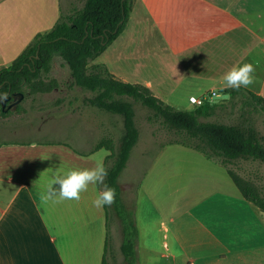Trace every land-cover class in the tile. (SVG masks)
Instances as JSON below:
<instances>
[{
    "label": "crops",
    "instance_id": "0c3cea01",
    "mask_svg": "<svg viewBox=\"0 0 264 264\" xmlns=\"http://www.w3.org/2000/svg\"><path fill=\"white\" fill-rule=\"evenodd\" d=\"M100 58L113 75L112 66L128 65L117 76L123 82H131L134 68L146 63L170 79L180 72V82L203 84L201 91L210 95L228 89L223 75L231 67L252 63L254 83L245 89L264 98V0H135L124 32L95 62ZM142 83L155 94L152 82ZM99 151L81 156L65 145L0 143V264L103 263L106 215L92 203L97 185H89L79 201L45 204L38 199L45 190L36 178L50 156L60 158L57 176L63 169L94 167ZM247 213L240 220L237 211L214 210L198 226L172 230L184 262L170 254V264H264V213L258 208ZM226 214L228 220H220Z\"/></svg>",
    "mask_w": 264,
    "mask_h": 264
},
{
    "label": "rangeland",
    "instance_id": "374dc122",
    "mask_svg": "<svg viewBox=\"0 0 264 264\" xmlns=\"http://www.w3.org/2000/svg\"><path fill=\"white\" fill-rule=\"evenodd\" d=\"M84 1L0 0V4L4 3L0 5V46L4 49L0 52V70L9 67L36 35L50 31L61 14L82 8ZM98 63H104L103 58ZM127 67L112 66L114 77L120 80L118 74L122 75ZM134 70L129 83L143 85V81L149 80L153 83L155 94L151 93L173 108L194 110L197 106L189 102L191 95L199 99L204 97L205 103L223 101H216L209 93L202 92L203 84L180 82L183 78L180 72L170 79V76L168 78L164 72L146 63ZM40 81L25 87L24 98L14 108H7L5 116L1 114L0 103V143L62 142L74 152H90L105 139H111L116 147L119 146L123 130L121 118L85 105L84 100L94 94L72 84L69 67L61 58L53 60L51 72L43 74ZM237 114L236 109L233 117L222 114L202 120L232 123ZM250 117L264 136V113L252 112ZM137 126L140 140L131 153L119 184L124 203L135 211L137 228L141 230L137 248L141 264H170V254L176 255L177 261L183 263L171 231L179 230L182 233L183 228L190 224L192 227L198 226V220H205V215L211 211H237L242 220L243 216L250 214L247 212L256 210L242 197L218 161L209 160L182 146L169 145L180 138L160 122H149L147 111L141 107L137 110ZM108 154L100 150L95 157L100 160ZM41 163L37 173L32 171V174L36 173V178L46 190L55 177L53 170L60 166L61 161L53 155ZM231 169L241 178L252 182L264 197V167L260 163L236 162ZM64 172L66 170H61L62 174ZM36 178L35 182L38 181ZM171 218L175 219L174 224L170 222ZM207 218L211 220L209 216ZM220 220H228V215ZM162 222L170 228V233L165 232ZM185 233L193 239L198 238L196 241H203L202 237H196L195 232L196 236L188 230ZM121 242L120 221L112 218L107 264H124Z\"/></svg>",
    "mask_w": 264,
    "mask_h": 264
},
{
    "label": "trees",
    "instance_id": "16d2710c",
    "mask_svg": "<svg viewBox=\"0 0 264 264\" xmlns=\"http://www.w3.org/2000/svg\"><path fill=\"white\" fill-rule=\"evenodd\" d=\"M135 0H85L83 7L60 15L52 29L35 37L24 52L7 68L0 70V91L22 93L25 87L41 82L43 74L51 72L53 60L61 58L69 67L72 84L94 94L85 105L111 116L120 117L123 124L119 146L111 139L101 140L88 156L99 150L109 152L104 165L108 170L105 184L115 188V203L104 206L106 244L102 264H107L112 218L120 221L122 242L120 252L124 264H139L138 228L135 211L122 198L119 179L126 169L131 153L140 140L137 110L147 111L149 122H160L173 131L178 145L196 151L207 159L218 161L242 197L264 213V197L252 182L241 178L231 166L236 162H258L264 167V136L259 132L251 113H264V98L241 88L225 89L229 98L218 103H205L194 110L173 108L142 85L118 80L105 64L94 63L124 32ZM7 107L1 106L5 116ZM232 123L203 121L227 114ZM63 145L57 143H38ZM102 190L103 185H97Z\"/></svg>",
    "mask_w": 264,
    "mask_h": 264
},
{
    "label": "clouds",
    "instance_id": "9594fccd",
    "mask_svg": "<svg viewBox=\"0 0 264 264\" xmlns=\"http://www.w3.org/2000/svg\"><path fill=\"white\" fill-rule=\"evenodd\" d=\"M255 66L252 63L234 65L224 75L225 87L240 90L254 83ZM7 99V94H0V101ZM108 170L103 159L97 160L92 168H70L61 175L55 176L45 191L37 194L41 203H60L65 200L79 201L81 194L87 192L89 185H103L93 206L102 209L115 203L116 190L105 184Z\"/></svg>",
    "mask_w": 264,
    "mask_h": 264
},
{
    "label": "flooded vegetation",
    "instance_id": "af4514ba",
    "mask_svg": "<svg viewBox=\"0 0 264 264\" xmlns=\"http://www.w3.org/2000/svg\"><path fill=\"white\" fill-rule=\"evenodd\" d=\"M0 94H7V99L3 100V101H0V103L2 104L3 107H7L9 108L11 105L14 104V102L16 100L19 99V96L18 94L20 93H12L10 91H7V92H2L0 91ZM14 108V107H13Z\"/></svg>",
    "mask_w": 264,
    "mask_h": 264
},
{
    "label": "water",
    "instance_id": "95a60500",
    "mask_svg": "<svg viewBox=\"0 0 264 264\" xmlns=\"http://www.w3.org/2000/svg\"><path fill=\"white\" fill-rule=\"evenodd\" d=\"M18 96H19V99L16 100V101L14 102V104L11 105V106L9 107V109H11L12 107L17 106V105L21 102V100L24 98V95H23L22 93L18 94ZM228 98H229V95H227V94H225V95H214V96H213V99L216 100V101H219V100H226V99H228Z\"/></svg>",
    "mask_w": 264,
    "mask_h": 264
},
{
    "label": "built area",
    "instance_id": "2783aa9c",
    "mask_svg": "<svg viewBox=\"0 0 264 264\" xmlns=\"http://www.w3.org/2000/svg\"><path fill=\"white\" fill-rule=\"evenodd\" d=\"M215 94L211 95V97H213ZM206 102V99L204 97L202 98H196V97H191L190 98V103L193 104V105H196V106H200V105H203L205 104Z\"/></svg>",
    "mask_w": 264,
    "mask_h": 264
}]
</instances>
